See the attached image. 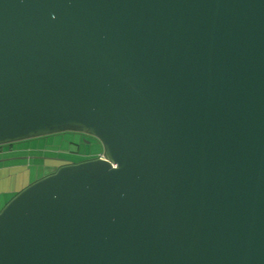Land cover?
Instances as JSON below:
<instances>
[{
    "label": "water",
    "instance_id": "1",
    "mask_svg": "<svg viewBox=\"0 0 264 264\" xmlns=\"http://www.w3.org/2000/svg\"><path fill=\"white\" fill-rule=\"evenodd\" d=\"M64 130L0 264H264V0H0V144Z\"/></svg>",
    "mask_w": 264,
    "mask_h": 264
},
{
    "label": "rangeland",
    "instance_id": "2",
    "mask_svg": "<svg viewBox=\"0 0 264 264\" xmlns=\"http://www.w3.org/2000/svg\"><path fill=\"white\" fill-rule=\"evenodd\" d=\"M101 150L96 137L72 130L0 144V208L17 191L64 160L96 157Z\"/></svg>",
    "mask_w": 264,
    "mask_h": 264
},
{
    "label": "flooded vegetation",
    "instance_id": "3",
    "mask_svg": "<svg viewBox=\"0 0 264 264\" xmlns=\"http://www.w3.org/2000/svg\"><path fill=\"white\" fill-rule=\"evenodd\" d=\"M77 132H79V133H83V132H80V131H77ZM83 134H85V133H83ZM88 135H90V134H88ZM90 136H92V135H90ZM69 161L68 160H64L62 163H68ZM61 163V164H62Z\"/></svg>",
    "mask_w": 264,
    "mask_h": 264
},
{
    "label": "trees",
    "instance_id": "4",
    "mask_svg": "<svg viewBox=\"0 0 264 264\" xmlns=\"http://www.w3.org/2000/svg\"><path fill=\"white\" fill-rule=\"evenodd\" d=\"M7 144H9V143H7ZM56 166H57V165H56ZM56 166H54L53 169H52L51 171H53V170L56 168ZM51 171H50V172H51Z\"/></svg>",
    "mask_w": 264,
    "mask_h": 264
}]
</instances>
